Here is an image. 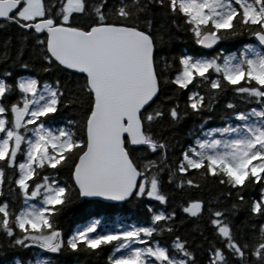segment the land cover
<instances>
[{
  "label": "snow or ice",
  "instance_id": "6c2138e0",
  "mask_svg": "<svg viewBox=\"0 0 264 264\" xmlns=\"http://www.w3.org/2000/svg\"><path fill=\"white\" fill-rule=\"evenodd\" d=\"M155 7L173 23L182 20L203 49L245 33L261 47L246 45L227 56L184 54L165 60L161 68L154 21L148 15ZM80 16L89 18L86 27L77 26ZM0 20L35 34L46 72L62 67L81 74L83 82L77 87L88 101L82 134L67 127L52 128L48 122L76 103L78 96L66 101V85L59 80L42 84L31 78L9 84L0 77V235L8 238L10 246L90 255L108 248L109 264H198L180 237L171 248L153 243L154 234L174 230L164 223L173 220L175 213L154 212V226L103 233L97 231L100 221L93 220L67 240L57 226L56 217L77 189L80 197L125 201L146 196L167 204L160 180L165 169L169 182L181 177L177 187L200 188L191 176L195 172L236 190L240 201L246 188L259 185L260 198L252 202L250 212L264 218V0H116L113 4L109 0H0ZM18 55H23L22 48ZM173 70L174 75H165ZM167 85L188 93L184 111L176 102L165 112L166 102L174 99L161 98ZM227 92L257 106L241 111L228 102L227 120L239 123L205 128V120L173 169L168 164L169 145L156 138L153 126L165 116L178 123L189 115L187 109L198 116L211 112L214 102ZM14 95L15 102H10ZM65 168L74 186L57 178ZM6 187L20 199L18 208L5 196ZM183 211L194 218L209 213L219 244L207 249V264H264V223L250 245L237 239L225 212L206 208L204 201H192ZM29 264L50 261L35 258Z\"/></svg>",
  "mask_w": 264,
  "mask_h": 264
},
{
  "label": "trees",
  "instance_id": "16d2710c",
  "mask_svg": "<svg viewBox=\"0 0 264 264\" xmlns=\"http://www.w3.org/2000/svg\"><path fill=\"white\" fill-rule=\"evenodd\" d=\"M91 2V0H90ZM110 4L116 0H109ZM148 15L154 21V35L157 40L156 56L159 66H164L165 60L171 62L173 58L181 55H204L214 56L219 53L223 55L238 54L246 45L252 46L253 36L245 33L227 40H222L213 49L204 50L195 43L192 34L185 30L182 20L177 19L173 23L172 19L164 14L159 7L152 8ZM89 18L80 16L76 24L79 27H86ZM177 25H180L179 27ZM144 26L143 24L141 25ZM163 36V40L160 37ZM25 37H27L25 39ZM43 38V37H42ZM21 48L23 55L19 56ZM42 46L37 45L35 34L29 33L19 28L16 24L7 21H0V77L4 78L9 84L19 81L21 78L30 77L38 79L42 84L61 82L66 85L65 100H72L79 97L76 103L69 104L62 108L56 118L50 120L49 126L67 127L82 134V124L86 117L88 101L86 96L77 87L78 82H83V77L79 74L67 71L62 67H53L50 71H45L47 64L41 58L43 53ZM22 63L28 64L27 68L22 67ZM11 72L12 76H4V73ZM174 75V70L165 73ZM191 87V86H190ZM188 93H180L175 90V86H164L161 98L173 96V101L166 102L165 112L173 103L180 104V110L184 111V105ZM16 96L10 98V102H15ZM228 102L235 103L238 110L247 111L256 107L254 103H245L240 97L232 92H227L214 102L215 108L211 112L201 115L191 113L178 123H173L165 116L153 126V133L157 139L164 140L169 145L168 164L175 168V162L180 158L182 151L194 141L200 132V125L207 120L205 128L226 126L227 123H239L228 121L227 116L230 110L225 105ZM159 103V101H157ZM156 105L154 104L153 107ZM210 117V119H209ZM69 121H75L70 124ZM136 155V154H134ZM151 158L157 159L155 155ZM11 173V169L8 170ZM51 171V170H49ZM191 176L200 188H193L185 185L183 188L177 187L181 177H172L169 182L170 173L165 169L160 174L161 191L168 198L167 204H160L158 201L145 197H131L119 203H105L96 200L82 199L78 195V190L73 191L72 200L67 204L60 215L56 217V222L62 235L67 240L78 228L86 226L93 220H99L98 232L122 230L125 227H148L152 225L153 213L164 212L165 214L175 213L174 219L164 223V227H172L174 230L169 233L164 231L156 233L153 243L159 242L162 246L171 248L176 237L187 241L191 251L195 253L198 264H207V249L213 243L219 244V240L214 234V229L209 223V213L205 211L200 217H191L183 211V207L195 200H202L206 208L225 212V218L231 223L234 235L241 243L255 244L259 234V228L264 223V218L251 214L250 206L254 200L260 198V186L252 185L243 191L244 200L240 201L236 195V190H229L223 185H219L209 177L207 179L193 172ZM61 184L73 185L71 172L68 169L59 170L57 177ZM183 179H187L184 177ZM14 187V185H13ZM229 191L232 195H228ZM5 196L11 201L12 205L19 207L21 201L18 196L5 188ZM233 205L236 207L234 208ZM152 211H149V209ZM159 227V225H156ZM111 252L108 248L102 250L99 255H90L86 252L73 253L70 250H62L61 253L53 254L44 252L38 247L23 248L20 246L12 247L9 245L8 238L0 235V264H29L36 257H43L50 261V264H109L108 256ZM119 255V254H117ZM255 261L254 257H249Z\"/></svg>",
  "mask_w": 264,
  "mask_h": 264
},
{
  "label": "water",
  "instance_id": "95a60500",
  "mask_svg": "<svg viewBox=\"0 0 264 264\" xmlns=\"http://www.w3.org/2000/svg\"><path fill=\"white\" fill-rule=\"evenodd\" d=\"M1 21V20H0ZM253 43H254V45H256V46H258V47H261L260 45H259V42L258 41H256V39H255V37H253ZM200 47V46H199ZM201 48V47H200ZM203 49V48H202ZM204 50H208V49H204ZM67 71H69V70H67ZM71 72V71H70ZM74 73V72H73ZM76 74H78V73H76ZM79 75H81V74H79ZM74 182V181H73ZM78 190V189H77ZM82 199H87V200H96V201H101V202H105V203H119V202H123V201H111V200H106V199H104V198H102V197H81ZM131 198V197H130ZM129 198V199H130ZM128 200V199H127ZM126 201V200H125Z\"/></svg>",
  "mask_w": 264,
  "mask_h": 264
},
{
  "label": "rangeland",
  "instance_id": "374dc122",
  "mask_svg": "<svg viewBox=\"0 0 264 264\" xmlns=\"http://www.w3.org/2000/svg\"><path fill=\"white\" fill-rule=\"evenodd\" d=\"M253 47H257V48H260V47H258V46H256V45H252ZM227 55H231V54H227ZM227 55H225V56H227ZM26 79H31L30 77H25V78H21L20 80H26ZM236 124H238V123H236ZM127 228H131V227H125V228H123V229H127ZM122 229V230H123ZM36 258H41V259H45V258H43V257H36Z\"/></svg>",
  "mask_w": 264,
  "mask_h": 264
},
{
  "label": "flooded vegetation",
  "instance_id": "af4514ba",
  "mask_svg": "<svg viewBox=\"0 0 264 264\" xmlns=\"http://www.w3.org/2000/svg\"><path fill=\"white\" fill-rule=\"evenodd\" d=\"M82 76V75H81Z\"/></svg>",
  "mask_w": 264,
  "mask_h": 264
}]
</instances>
